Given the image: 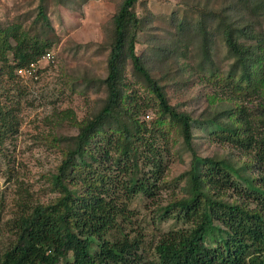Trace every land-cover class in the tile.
<instances>
[{"label":"trees","instance_id":"1","mask_svg":"<svg viewBox=\"0 0 264 264\" xmlns=\"http://www.w3.org/2000/svg\"><path fill=\"white\" fill-rule=\"evenodd\" d=\"M176 5L164 29L172 39L163 42L150 33L157 18L147 0H121L101 47L107 76L82 79L104 94L102 104L83 122L62 115L75 131L53 139L62 159L48 180L58 196L19 204L0 264H264V0ZM46 8L0 24V169L21 127L18 71L59 42ZM218 40L231 60L226 76L213 56ZM144 42L148 52L139 51ZM180 84L200 86L207 107L221 109L196 118L197 97L172 104L168 88ZM151 104L157 116L148 123ZM203 138L240 151L239 161L202 156ZM188 153L190 168L170 180L166 157L183 161ZM165 191L172 198L161 205ZM137 200L157 205L153 222H173L154 261L131 226Z\"/></svg>","mask_w":264,"mask_h":264},{"label":"rangeland","instance_id":"2","mask_svg":"<svg viewBox=\"0 0 264 264\" xmlns=\"http://www.w3.org/2000/svg\"><path fill=\"white\" fill-rule=\"evenodd\" d=\"M120 2L121 0H87L81 4V0H45V3L42 0H0V24L20 20L25 15L32 20L37 16L38 6L43 3L47 6L45 12L59 39L50 51L54 56L51 62L41 60L32 76L19 78L23 92L21 127L18 134L6 143L5 152L8 157L2 160L0 169V252L6 246L10 235L6 229L7 223L17 213L20 203H48L58 196L48 180L49 174L57 169L62 159V153L53 139L59 134H74V125L60 121L62 115L73 113L78 122H83L102 104L104 94L97 87L87 88L82 79H104L107 76V52L101 47L105 41L106 27ZM147 2L157 18L154 22L157 28L150 33L163 42L172 39V34L164 29L168 28V16L178 11L177 0ZM144 50L149 51V45L145 42L139 47L140 52ZM213 56L226 76L231 60L219 40ZM132 71L129 64L127 74L130 81L133 79ZM161 72L164 73V69ZM137 88L143 99L151 98L141 86L138 85ZM200 89V86L187 84L171 85L168 95L172 104L197 97L199 100L192 103L190 109L194 111L196 118H200L206 109L209 112L218 107L221 109L218 104L207 107L209 105L205 100V92H200L202 96H198ZM152 105L146 111L145 117L143 116L148 123L157 116ZM195 134L197 137L201 135L197 128ZM197 145V151L202 156L226 155L239 161L237 158L241 155L240 151L230 146L210 143L206 138L201 139ZM166 160L168 164L171 160L168 174L172 180L190 168L191 155L185 154L184 162L174 156L172 159L170 156L169 159L166 157ZM171 196V191H165L158 203L166 205ZM156 208L155 203L142 200H137L130 207L138 215L131 226L135 233L142 234L148 250L146 257L150 261L155 260L153 250L156 243L173 228L172 221L153 222Z\"/></svg>","mask_w":264,"mask_h":264},{"label":"built area","instance_id":"3","mask_svg":"<svg viewBox=\"0 0 264 264\" xmlns=\"http://www.w3.org/2000/svg\"><path fill=\"white\" fill-rule=\"evenodd\" d=\"M53 59H54V56L52 55V53H47L45 56H43L41 60L52 61ZM41 60H39L37 63L31 64L30 67L28 68L20 69L18 71V75L22 78H27L29 76H32L34 74L36 66L41 62Z\"/></svg>","mask_w":264,"mask_h":264}]
</instances>
